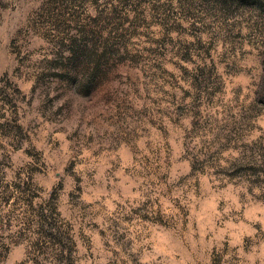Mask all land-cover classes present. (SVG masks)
Instances as JSON below:
<instances>
[{"label": "rangeland", "instance_id": "1", "mask_svg": "<svg viewBox=\"0 0 264 264\" xmlns=\"http://www.w3.org/2000/svg\"><path fill=\"white\" fill-rule=\"evenodd\" d=\"M250 1L0 0V264H264Z\"/></svg>", "mask_w": 264, "mask_h": 264}, {"label": "trees", "instance_id": "2", "mask_svg": "<svg viewBox=\"0 0 264 264\" xmlns=\"http://www.w3.org/2000/svg\"><path fill=\"white\" fill-rule=\"evenodd\" d=\"M245 1H246V0H238L239 3H242V2H245ZM238 2H237V3H238ZM250 2L257 3L258 1H254V0L252 1V0H251ZM263 6H264V5H263Z\"/></svg>", "mask_w": 264, "mask_h": 264}]
</instances>
